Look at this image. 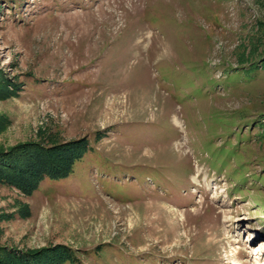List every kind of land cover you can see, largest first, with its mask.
<instances>
[{
    "label": "rangeland",
    "instance_id": "obj_1",
    "mask_svg": "<svg viewBox=\"0 0 264 264\" xmlns=\"http://www.w3.org/2000/svg\"><path fill=\"white\" fill-rule=\"evenodd\" d=\"M0 80L1 150L87 144L0 184V248L264 264V0H0Z\"/></svg>",
    "mask_w": 264,
    "mask_h": 264
},
{
    "label": "trees",
    "instance_id": "obj_2",
    "mask_svg": "<svg viewBox=\"0 0 264 264\" xmlns=\"http://www.w3.org/2000/svg\"><path fill=\"white\" fill-rule=\"evenodd\" d=\"M8 91L0 80V97L8 98ZM86 151L84 139L48 146L29 142L9 150L0 149V184L14 186L31 195L47 178L59 180L68 177ZM58 251L55 247L21 256L0 248V264H61L67 255Z\"/></svg>",
    "mask_w": 264,
    "mask_h": 264
}]
</instances>
